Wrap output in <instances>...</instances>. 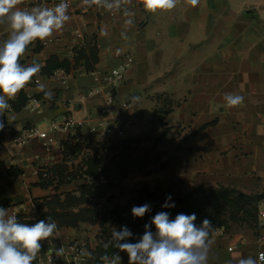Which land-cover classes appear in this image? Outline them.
I'll list each match as a JSON object with an SVG mask.
<instances>
[{
    "label": "crops",
    "instance_id": "1",
    "mask_svg": "<svg viewBox=\"0 0 264 264\" xmlns=\"http://www.w3.org/2000/svg\"><path fill=\"white\" fill-rule=\"evenodd\" d=\"M59 2L23 0L18 7H52ZM129 11L132 14L125 16L123 9L109 12L93 6L84 12L79 4L69 9L71 19L61 31L29 45L20 62L42 65L33 78L53 96L46 99L32 79L8 101L11 107L0 117L5 124L0 131V206L31 221L47 218L43 208L52 197L79 196L84 185L104 179L100 167L118 171L115 164L121 162L123 151L137 135L151 131L152 119L160 120L163 130L177 125L188 130L178 142L192 149L184 162V174L228 177L232 183L219 188L234 195L257 198L264 192L235 185H264V21L260 19L264 0H199L196 7L180 0L172 10L156 13L146 12L134 0ZM129 19L132 23L126 25ZM75 29L81 31L80 43L85 48L77 61L72 53L78 42ZM8 34L7 26L0 25V42ZM128 52L134 61L116 89L119 99L131 103L119 116L125 136L107 163L94 146L99 138L113 136L101 129L91 133L88 127L95 122L102 93L88 101L80 97L93 84L92 71L118 65ZM61 62L68 63L72 71L67 83L44 72ZM226 93L242 95L243 105L229 108ZM29 103L35 108L29 109ZM69 114L85 119L86 124L67 131L49 130L51 123H61ZM33 125L48 131L51 145L45 148L39 138L14 145L15 133ZM92 159L98 161L96 178L87 170ZM249 205L257 211L258 222L211 237L208 264H237L239 258L255 259L264 251V197ZM55 222L67 237L75 234L73 227L80 223L59 226ZM119 254L118 264H128L127 253Z\"/></svg>",
    "mask_w": 264,
    "mask_h": 264
},
{
    "label": "clouds",
    "instance_id": "2",
    "mask_svg": "<svg viewBox=\"0 0 264 264\" xmlns=\"http://www.w3.org/2000/svg\"><path fill=\"white\" fill-rule=\"evenodd\" d=\"M22 2L23 0H0V25H6L9 29L8 38L0 42V117L10 109L8 101L15 99L41 71L42 65L35 61L28 66L20 62L26 56L29 45L37 40L44 41L61 31L71 19L68 0H60L52 7L37 5L30 9L18 7ZM179 2L180 0H135V3L141 4L149 13L170 11ZM186 3L196 7L199 0H186ZM81 4L84 12L96 6L109 12L123 9V14L130 16L132 13L129 6L134 4V0H81ZM131 23V19L125 21L126 25ZM102 34L106 33L102 30ZM36 84L38 90L44 92L46 99L52 98L53 93L45 91L44 84L39 80ZM132 99L138 101L139 97ZM224 101L229 108H233L243 105L244 97L226 93ZM4 127V121L0 119V131ZM170 200L169 195L162 207H174V204L168 203ZM150 211L151 206L147 203L131 209L136 218H142ZM196 219L195 213H179L174 219H170L167 212H159L151 221L156 231H150L146 224L144 234L136 243L128 242L132 232L127 226L119 231L114 229L109 244L119 251L111 258L105 253L100 259L103 264H118L122 260L119 253L126 252L128 264H208L211 234L215 229L208 218H204L199 225L195 223ZM55 238V221L39 220L34 224L19 222L16 215H10L7 208L0 206V264H33L42 249V242L51 243ZM108 246L105 245L106 248ZM64 252L63 247L55 249L56 256H62ZM237 264H264V251L255 259L239 258Z\"/></svg>",
    "mask_w": 264,
    "mask_h": 264
},
{
    "label": "rangeland",
    "instance_id": "3",
    "mask_svg": "<svg viewBox=\"0 0 264 264\" xmlns=\"http://www.w3.org/2000/svg\"><path fill=\"white\" fill-rule=\"evenodd\" d=\"M161 124L160 120L159 123L156 119L151 120L148 125V130L151 131L147 134H140L141 136L137 135L131 141L133 142L132 146L128 144L123 151L121 160L124 164L115 173L114 178L112 173H108L102 182L99 180L91 183L90 193H87V197L84 198L86 202L79 205H69L68 202L62 206L53 205L51 208H43L48 213L53 208L59 211L61 207H64L73 211L81 208L90 211L100 210L99 213L108 212L110 214V216L105 214L104 217L97 214L93 215L94 217L90 216L88 221L80 222L76 224V227H73L75 234L70 238L82 244L91 257L97 256L99 250L105 248L104 245L108 240H111L114 229L119 231L123 226H127L132 232V236L128 239L130 243L138 242L140 235L145 232L146 224L149 225V230L154 233L155 225L151 224L152 218L147 215L152 211L165 208L162 205L165 204L169 195L171 200L168 203L174 204V207L178 208L183 205L179 201L180 193L183 191L193 189L199 184H204L208 190L214 191L221 185L232 183L228 177L184 174L183 171L186 168L184 162L186 157L190 156L192 149L182 147L178 142L188 130L181 128V125H177L171 130H163ZM106 138L96 140L94 147L108 163L109 156L120 149L117 144L121 139ZM133 154L135 156L131 157ZM238 184L246 191L248 189L255 192L264 191L263 184L253 188L248 186L247 182L235 185ZM193 200V197L189 198L190 205L184 214L195 213L197 225L201 224L204 218H208L212 221L214 229L219 227L238 229L248 225L253 227L254 222L259 220L257 211L249 205V202H247V204L249 203L246 209L247 213H242L241 210H237V213L235 207L221 201H212V197L207 203L203 200L194 203ZM145 203L151 206V211L142 218L135 217L138 219L135 223L130 218L133 216L131 209L133 206H142ZM111 211L114 213L111 214ZM169 218L172 219L171 216ZM136 224H139L138 230L135 228Z\"/></svg>",
    "mask_w": 264,
    "mask_h": 264
},
{
    "label": "built area",
    "instance_id": "4",
    "mask_svg": "<svg viewBox=\"0 0 264 264\" xmlns=\"http://www.w3.org/2000/svg\"><path fill=\"white\" fill-rule=\"evenodd\" d=\"M70 8L76 9L81 0L73 1L68 0ZM260 19L264 21V12L260 15ZM74 34L77 37L75 42V47H73L72 53L74 54V49L81 47L82 33L79 29L74 30ZM134 58L131 53H125L122 56V61L114 66L110 67L105 71L94 70L91 72L93 84L81 95L82 101H88L96 95V93H102V102L97 107L96 113L94 114V123L89 124V131L91 133H96L98 129L106 136H113L115 138L121 139L125 136V128L123 123L120 121L119 116L130 107V102L126 99H119L116 96V89L121 85L125 79V73L128 68L133 64ZM71 69L68 71L65 68H57L50 75L51 79H56L62 83H67ZM39 80L37 77L33 78V82ZM29 109H34L35 105L28 104ZM86 124L85 119H78L73 117L72 114L66 115L61 123H51L49 130H72L81 127ZM33 138H39L42 145L48 148L51 145L52 138H50L49 133L45 129H40L36 125L23 128L17 132L13 137V144L22 145L27 143ZM10 215H16L19 222L33 224L30 219H24L19 216L18 211L12 209L8 211ZM225 232V228L219 227L215 229L212 233V238L217 237ZM63 247L65 252L62 256H56L55 249ZM259 251L255 258L258 257ZM84 253V254H82ZM90 264L87 251L84 246L77 241L71 239L70 237L61 235L59 229L57 228V238L52 240L51 243L48 241L42 242V249L38 253L36 260L33 264Z\"/></svg>",
    "mask_w": 264,
    "mask_h": 264
},
{
    "label": "trees",
    "instance_id": "5",
    "mask_svg": "<svg viewBox=\"0 0 264 264\" xmlns=\"http://www.w3.org/2000/svg\"><path fill=\"white\" fill-rule=\"evenodd\" d=\"M84 50H85V48L83 46H81L80 48L74 49V54H75L74 60L75 61H77L78 59L83 57ZM91 55L94 57V53H92ZM61 67L67 69L68 71H70V69H71L69 67L68 63L61 62V63L55 65L54 68H52L50 71L45 70L44 72L48 76L52 73V71H54L57 68H61ZM72 68H75V67H72ZM97 163H98V161L92 159L91 164H88V168H87L88 172L92 176H94V178H96V168H97L96 164ZM123 164L124 163H122V160H121L120 163L115 164V168L118 169V171H119V168ZM116 172H112V169H105L103 167H100V173H103L105 178H106L105 175L108 173H112L113 174L112 176L114 178ZM112 181H114V180H112ZM101 182H102V180H101ZM90 188H91V184L84 185L82 187V189L80 190L79 196L69 194V195H65L62 200H60L58 197H52L50 200H48L46 202L47 207L51 208V207H53V205L62 206L64 204H67L68 202H69L68 203L69 205L83 204L84 202H86V199H84V198L87 197V193H90ZM190 197H193L194 200L192 202H194V203H195V201H198V200H203V202L207 203L208 200L212 197V199H213L212 201H221V202L227 203L230 206L235 207L236 208L235 210L237 213H238L237 210H241L242 213H247L248 211L246 209L248 207V204L252 200L255 201V200H258L260 198H263L264 192L257 198H249V197L243 196L241 194L234 195L233 192H231L225 188H215L213 191V190H208L203 185H200V186L194 187L193 189L186 190V191H183L180 193L179 201L181 202V204H183L181 207H178V208H176V207L160 208L157 211H152L149 215H147V217L153 218L159 212H167L169 214V216H171V218L173 219L174 217H176L177 214L184 213V211H186L188 209L187 207H188V205H190V203H189ZM247 202H249V203L247 204ZM74 203H76V204H74ZM99 211H97V210L90 211L87 209L83 210L81 208L77 209V211H73L71 209H66L64 207H61L60 210L57 211V210H55V208H53L50 210V213H48V212L45 213L47 218L44 217L42 219L43 220H49L50 219L51 221L55 220V221H57L59 226H64V225L68 226V225H74L76 222L88 221L90 216H93V215L95 216L96 214L100 215L101 217H104L105 214H108L110 216V214L108 212L107 213H101V212L99 213ZM113 213H114V211H111V214H113ZM130 218L132 220H134L135 223L138 221V219H135V217H133V216H131ZM42 219H37L35 221H32V223L34 224V223H36ZM138 225L139 224L135 225V228L137 230H138ZM140 233H142V232H140ZM141 237H142V235H140V238ZM109 241H111V240H108L107 244H105V245H109L107 248L104 245L105 248H101L99 250V253L97 256L91 257L90 264H100L101 263L100 257L102 255L107 253L109 256H113L117 251H119L114 246L109 244Z\"/></svg>",
    "mask_w": 264,
    "mask_h": 264
}]
</instances>
